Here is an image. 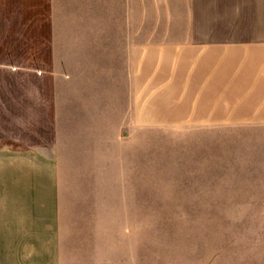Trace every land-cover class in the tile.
Wrapping results in <instances>:
<instances>
[{"label": "rangeland", "instance_id": "obj_1", "mask_svg": "<svg viewBox=\"0 0 264 264\" xmlns=\"http://www.w3.org/2000/svg\"><path fill=\"white\" fill-rule=\"evenodd\" d=\"M62 4L59 148L93 173L115 155L141 189L135 240L117 264H264V122L202 121L188 0Z\"/></svg>", "mask_w": 264, "mask_h": 264}, {"label": "crops", "instance_id": "obj_2", "mask_svg": "<svg viewBox=\"0 0 264 264\" xmlns=\"http://www.w3.org/2000/svg\"><path fill=\"white\" fill-rule=\"evenodd\" d=\"M63 1L0 0V264H117L143 207L115 155L93 173L59 148ZM188 46L202 121L264 122V0H188Z\"/></svg>", "mask_w": 264, "mask_h": 264}]
</instances>
